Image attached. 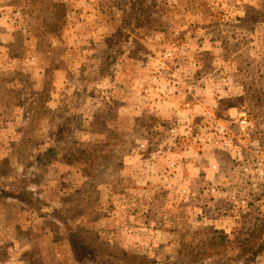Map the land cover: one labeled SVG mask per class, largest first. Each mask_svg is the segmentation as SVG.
<instances>
[{
  "label": "rangeland",
  "instance_id": "rangeland-1",
  "mask_svg": "<svg viewBox=\"0 0 264 264\" xmlns=\"http://www.w3.org/2000/svg\"><path fill=\"white\" fill-rule=\"evenodd\" d=\"M243 111L264 0H0V264H242L264 181L208 128Z\"/></svg>",
  "mask_w": 264,
  "mask_h": 264
},
{
  "label": "built area",
  "instance_id": "built-area-1",
  "mask_svg": "<svg viewBox=\"0 0 264 264\" xmlns=\"http://www.w3.org/2000/svg\"><path fill=\"white\" fill-rule=\"evenodd\" d=\"M208 129L209 135L215 136L217 145L229 149L231 161L243 178L241 182H245L246 189L253 191L258 183L264 181V122L255 124L243 111L228 124L217 123ZM210 167L213 174L220 175V170L214 164ZM241 182L235 183L228 194L236 206H240L237 201L245 202L243 197L241 199L244 193ZM215 187L212 184L210 191L218 190Z\"/></svg>",
  "mask_w": 264,
  "mask_h": 264
},
{
  "label": "trees",
  "instance_id": "trees-1",
  "mask_svg": "<svg viewBox=\"0 0 264 264\" xmlns=\"http://www.w3.org/2000/svg\"><path fill=\"white\" fill-rule=\"evenodd\" d=\"M51 151L44 153L38 160L41 164L48 163V160H42L51 154ZM49 209V207H46ZM223 237L213 236L210 238V242L208 243L209 248H213L216 245L223 244ZM227 243V240H225ZM239 249L238 253L235 257L229 258L233 262H242V264H251L254 261L257 253L263 251L264 249V221L256 224L248 234V237L239 240Z\"/></svg>",
  "mask_w": 264,
  "mask_h": 264
}]
</instances>
